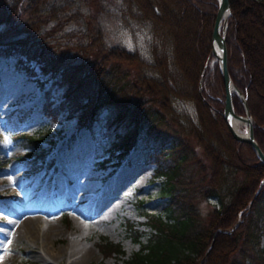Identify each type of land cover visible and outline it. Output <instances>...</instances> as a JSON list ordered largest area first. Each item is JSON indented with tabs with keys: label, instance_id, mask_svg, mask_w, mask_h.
<instances>
[{
	"label": "trees",
	"instance_id": "1",
	"mask_svg": "<svg viewBox=\"0 0 264 264\" xmlns=\"http://www.w3.org/2000/svg\"><path fill=\"white\" fill-rule=\"evenodd\" d=\"M229 2L228 68L246 97L254 136L264 151V110L258 102L264 96V0ZM120 6L127 23L149 28V58L106 44L97 16L90 9L73 8L69 0H0L4 48L36 59L63 87V98L49 107L51 114L64 108L82 124L100 120L110 149L118 147V155L139 138L150 146L156 142L147 158L155 163L153 173L160 176L159 193L166 204L158 211L144 208L151 228L144 241L132 221H126L140 243L123 262L113 264H243L233 254L248 249L246 264H264L263 223L258 219L264 203V161L248 141L229 131L221 113L224 88L218 62H210L218 0H120ZM8 30L13 34L2 40ZM67 47L77 61L63 58ZM176 97L194 101L196 122L175 108ZM232 98L235 110L243 113L235 91ZM182 134L203 145L208 167L195 159ZM22 136L33 142V151L39 146L38 137ZM235 171L242 174L236 182ZM198 192L220 201L205 223ZM98 247L104 255L124 252L106 236L100 237Z\"/></svg>",
	"mask_w": 264,
	"mask_h": 264
},
{
	"label": "rangeland",
	"instance_id": "2",
	"mask_svg": "<svg viewBox=\"0 0 264 264\" xmlns=\"http://www.w3.org/2000/svg\"><path fill=\"white\" fill-rule=\"evenodd\" d=\"M69 1L73 8L81 6L97 16L106 44H119L145 57L151 56L149 28L145 24L127 23L120 0ZM4 28L5 24L0 22V31ZM6 34L2 40L13 31L8 30ZM4 45V41L0 42V81L5 89L0 97V206L42 201L46 208L40 210V218L32 231H23L21 237L14 239L13 229L17 223L3 237L0 264L123 262L140 243L127 228L126 221H132L140 233L139 238L144 241L151 230L144 208L158 211L167 201L159 193L160 176L153 173L155 163L147 158V152L154 150L156 142L150 146L147 140L139 138L126 153L118 155V147L110 149L100 120L90 125L82 124L76 115H70L64 108L51 114L49 107L63 98V87L50 71L41 69L36 59L29 60L17 51H8ZM76 56L73 49L65 48V60L77 61ZM216 59L214 56L210 62ZM258 102L264 110V96H260ZM172 103L183 115H188V120L197 121L194 101L176 97ZM105 111L104 108L102 114ZM183 119L188 122L186 117ZM239 128L245 132L246 123H241ZM166 131L169 138L174 135L172 127ZM179 132L177 129L175 135ZM27 134L39 138V146L34 151L31 149L33 142L30 144L22 136ZM182 139L192 147L195 159H201L208 167L209 159L203 145L190 134H182ZM121 170L127 171L126 176L114 185L113 180ZM232 177L236 182L242 174L235 171ZM104 198L108 201L98 207V202ZM195 198L205 223L220 201L216 195L204 196L200 192L195 193ZM5 219V213L0 215V225ZM242 219L239 217L238 221ZM258 219L263 223L260 241L264 244V203ZM47 223L50 228L45 227ZM44 227L46 232H42ZM101 236L117 241L124 252L104 255L98 247ZM74 240L90 247V253L79 257L77 252L70 262L66 255L56 261V254L68 250ZM250 252L249 249L246 252L237 250L233 255L235 260L246 264L244 257Z\"/></svg>",
	"mask_w": 264,
	"mask_h": 264
},
{
	"label": "water",
	"instance_id": "3",
	"mask_svg": "<svg viewBox=\"0 0 264 264\" xmlns=\"http://www.w3.org/2000/svg\"><path fill=\"white\" fill-rule=\"evenodd\" d=\"M230 10L231 7L229 0H218V7L216 10L211 32L212 52L218 60L219 71L224 88V104L221 113L232 136L240 140L248 141L253 147L256 155L264 161V151L254 136L253 117L247 105L246 97L243 94L242 90L232 80L228 68L226 29L227 17L230 13ZM216 45L219 46L220 51H217ZM234 91L243 100V113L237 112L234 108L232 98V93ZM234 118L244 120L247 126V130L245 132L237 129V127L234 125Z\"/></svg>",
	"mask_w": 264,
	"mask_h": 264
},
{
	"label": "bare ground",
	"instance_id": "4",
	"mask_svg": "<svg viewBox=\"0 0 264 264\" xmlns=\"http://www.w3.org/2000/svg\"><path fill=\"white\" fill-rule=\"evenodd\" d=\"M216 49H217V51H220V48L218 45H216ZM4 91H5L4 84L2 81H0V97L2 95H4V93H5ZM243 122H244V120L234 118V125L239 130H240L239 125ZM126 172L127 171H123V170L119 171L117 176L113 180L114 181L113 184L115 185L116 183H121L123 181L124 177L126 176ZM107 201H108V198H104V199L100 200L98 202V207H101V205H104L105 202H107ZM35 208L36 209L39 208L38 209L39 211L38 212H32ZM42 208H46V206L42 203V201H40L38 203L37 202L36 203H29V204L23 203L20 205L19 204H15V205L4 204V205L0 206V215H3L4 213L6 214V219L0 225V244L4 243L3 237L7 236L10 229L14 225H16L17 223H18L17 227L13 229L14 233H13L12 237L14 239L21 237L23 231H27V230L32 231L33 228H35V226H36V224L40 218V210ZM49 225L50 224L47 223V224H45V227L48 228ZM45 227H44L42 232H46ZM90 251H91L90 247H88L85 244H82L81 242H79L77 240L76 241L74 240V242H72V244L68 248V250L65 249V250H63V253L56 254L55 260L57 261V259L59 257L66 255V259L68 257H70V260H68V262H70L73 259V257L75 256V254L77 255V252H78L79 257H82V256L88 255L90 253Z\"/></svg>",
	"mask_w": 264,
	"mask_h": 264
}]
</instances>
